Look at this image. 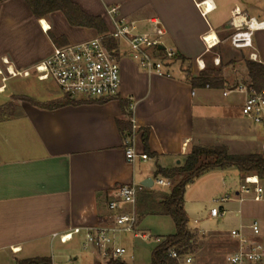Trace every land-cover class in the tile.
<instances>
[{
    "label": "crops",
    "instance_id": "obj_1",
    "mask_svg": "<svg viewBox=\"0 0 264 264\" xmlns=\"http://www.w3.org/2000/svg\"><path fill=\"white\" fill-rule=\"evenodd\" d=\"M71 1L85 14L99 16L107 33L115 28V17L109 13L113 6H119L120 17L135 20L140 30L148 28V19L159 18L166 29L163 47L184 59L177 60L178 69L173 70L176 63L169 64L166 73L160 74L141 68L124 51L117 97L92 100L71 96L78 102L64 104L58 97L41 101L28 96L34 103L22 99L16 104L17 114L0 118V250H9L15 260L47 256L55 264L54 246L65 243L54 233L81 227L82 232L73 239L84 237L85 228L107 221L108 201L116 186L132 181L149 183L152 175L167 177L158 173L159 168L182 166L194 145H223L229 151L231 134L239 138L244 134L255 151L232 154L264 153V132L245 129L248 120L254 122L241 112L246 94L234 89L242 80L250 83L245 60L250 59L252 49L230 44L235 54L220 51L229 43L232 33H225L234 26L236 9L241 13L237 21L244 17L264 20V11H257L247 0H228L227 5L224 0H211L212 8H205L206 0ZM42 20L49 28L43 27ZM212 31L219 42L207 49L203 37ZM99 34L95 26L71 24L61 10L38 18L26 0H0V69L6 67L4 59L12 68H29L49 56L55 46L81 43ZM252 40L257 62L264 65V28L254 29ZM121 45L126 48L125 42ZM216 56L219 65L213 62ZM201 58L206 67L221 68L222 87L192 86L188 76L199 74L196 60ZM0 86L4 89L0 94L8 91L6 83ZM51 102L61 104L46 106ZM132 122L136 125L132 145L137 152L147 153V160L138 157L129 162L126 158L123 131ZM211 139L218 143L208 144L206 140ZM187 174L169 177L174 185L168 192L154 189V184L144 188L137 205L144 193H169ZM186 188H192L191 183ZM183 209L186 212L184 203ZM226 210L238 218L237 226L248 223L250 217L263 222L257 206ZM221 235L216 234V239ZM227 237L232 250L234 241L229 234ZM26 249L30 253H24Z\"/></svg>",
    "mask_w": 264,
    "mask_h": 264
},
{
    "label": "built area",
    "instance_id": "obj_2",
    "mask_svg": "<svg viewBox=\"0 0 264 264\" xmlns=\"http://www.w3.org/2000/svg\"><path fill=\"white\" fill-rule=\"evenodd\" d=\"M236 10L232 21L236 31L230 35L229 42L234 48H251L249 58L257 61L258 55L254 51L252 37L254 29L264 28V20L244 17L243 20L237 21L236 17L239 18L241 13L238 9ZM118 11L119 6L109 9V13L115 17L113 31L81 43L55 46L49 56L29 68H12L8 60L4 59L6 67L0 69V75L3 80H6L35 74L39 80L51 79L55 81L63 94L92 100H107L117 97L120 93L122 82L120 56L124 51L141 68L149 72L166 73L165 68L176 53L166 47H159L166 34V29L159 18L148 19V28L140 30L135 20L120 17ZM253 20L258 22L257 26H252ZM203 39L207 49H211L219 42L218 38L210 39L209 35L204 36ZM110 40L115 42L113 46H110ZM121 42H125V49ZM213 62L219 65L220 57H214ZM196 63L200 70L206 68L203 58L197 59ZM234 89L246 94L241 108L242 114L255 124L264 127V87L257 90L249 83L242 82L237 84ZM132 123L133 131L136 125L134 122ZM132 137L126 139V158L129 162H134L138 157L147 160L149 155L136 151L132 145ZM262 149L264 151V144ZM153 184H157L161 188L174 185L172 178L160 176L153 179ZM144 188L146 186L141 182L135 181L116 186L108 201L110 215L107 221L85 228L82 247L84 249L92 247L98 250L103 259L107 257L119 258L126 250L116 244L117 233L134 232L135 236L149 240L152 235L138 229L140 215L136 209L138 194ZM236 195L240 202L246 200L264 202V181L258 175H248L244 178V183ZM230 199H232L230 195L215 198L216 204L210 208L209 216L213 218L224 216L228 212L224 204ZM240 213L241 210H238L237 214ZM81 232V227H74L66 233H54V236H58L62 243H67L73 239L75 234ZM229 232L234 246L225 264H257L263 260L264 245L260 239L263 234V226L258 218H252L248 223L231 228ZM162 239L159 236L155 238L157 243L162 242ZM12 251L16 252L17 248H12ZM170 255L181 263L183 255H180L175 249L170 250ZM191 261L192 258L186 256L185 262L190 263ZM64 264L75 263L72 259H68Z\"/></svg>",
    "mask_w": 264,
    "mask_h": 264
},
{
    "label": "rangeland",
    "instance_id": "obj_3",
    "mask_svg": "<svg viewBox=\"0 0 264 264\" xmlns=\"http://www.w3.org/2000/svg\"><path fill=\"white\" fill-rule=\"evenodd\" d=\"M247 1L250 4H254L257 7V11H264V0ZM224 2L225 5H227L230 1L224 0ZM235 31L236 28L233 26L230 31L225 33V35L229 36ZM224 45L225 46L221 48L220 51L226 50L227 53L235 54L230 42L225 43ZM174 63L176 64L174 65L175 67L173 70H176L179 67V61H171L172 65ZM242 82L249 83V80H242ZM1 83H6L8 85V91L0 94V118L17 114L19 109L16 104H18L17 102L21 101L24 97L30 96L41 101L51 97H58L59 100L63 101L65 100V97H67L66 94L62 93L55 81L51 79L39 81L35 74H32L29 77L20 76L8 78L6 80H3L2 75H0V85ZM12 91L14 94L9 96ZM8 96L12 98L14 103H10L7 100ZM69 97L72 98L71 96ZM5 100L7 101L3 103ZM10 104H15V106ZM247 122L249 125H247V127L244 126L245 129H254L256 132L261 133L264 132L263 126L254 124L249 120ZM241 133L242 132L239 131V135ZM231 135L232 136L229 137L230 140H233L229 150L231 153L255 151L252 144L246 141L247 137L244 134L240 136L241 138L235 137L234 134ZM206 141L208 144L218 143V140L213 139ZM257 151H261V149L259 148ZM152 176L155 179L157 178V176ZM190 183L192 188H186L183 203L189 218L188 225L198 229H193V246L189 253L182 256L180 264H225L226 254L231 250V244L228 241L227 236L228 234L230 235V229L237 226L239 221L238 218L234 217L233 213L229 211L223 217L213 218L208 216L207 212L216 204L214 199L230 195L232 199L225 203L227 209L235 210L251 207L254 208L257 206L259 214L263 215L264 202L257 203L252 200L240 202L237 199L236 191H238L244 183V178L235 166L227 168L216 167L204 171ZM154 189H163L168 192L170 187L161 188L159 185L155 184ZM252 218L253 217H250L248 222H250ZM195 219L197 221H195ZM261 219L263 220V222L261 221L262 226H264V217ZM138 229L149 233L152 237L149 240H145L140 236H135L134 232L117 233L116 244L124 247L126 250L119 258L107 257L103 259L102 254L98 250H95L92 247L84 249L82 247L84 237L77 236L65 244L57 242L54 246L55 264H64L68 259H72L75 264H115V261H122L127 264H149L151 262L152 250L158 244L155 240L156 236L163 238V241L165 236L175 233L176 230L172 218L164 214H148L143 216L142 219L141 216H139ZM220 233H223V235L219 236V240H217L215 235ZM260 239L264 245V232L260 236ZM219 243H222L223 245L219 246ZM29 251L30 250L26 249L24 253L28 254L30 253ZM187 255L192 258L190 263L185 262ZM207 255L210 257L208 258ZM18 256H20V254ZM0 264H16V260L13 258L9 250H0ZM258 264H264V258L263 261Z\"/></svg>",
    "mask_w": 264,
    "mask_h": 264
},
{
    "label": "trees",
    "instance_id": "obj_4",
    "mask_svg": "<svg viewBox=\"0 0 264 264\" xmlns=\"http://www.w3.org/2000/svg\"><path fill=\"white\" fill-rule=\"evenodd\" d=\"M30 5L33 14L40 18L54 10L64 12L69 22L73 25L95 26L100 30L99 35L107 34L103 20L99 16L85 14L71 0H26ZM110 46L115 44L110 40ZM184 59L177 54L171 61ZM171 64V62H170ZM247 74L250 79V86L260 90L264 87V65L250 59L245 60ZM221 68L207 66L198 75H189L188 79L193 87H222L224 79ZM64 104L77 103L66 95ZM34 103L29 97L22 98ZM61 103L51 102L48 107L58 106ZM11 105V104H10ZM130 113V112H129ZM124 138H131L133 135L132 124L123 131ZM143 141L147 148L148 132L145 131ZM203 158L205 161H202ZM235 166L243 178L248 175H258L264 181V153L232 154L226 146H204L194 145L187 153L185 163L177 168L165 170L159 168L158 173L167 177L175 176L179 172L188 173L183 177L169 193L153 191L144 193L142 200L138 202L137 212L141 215L164 214L172 218L175 224V233L167 235L164 240L158 243L151 253L149 264H180L170 255V250L175 249L180 255L189 253L193 246L194 233L188 227L189 218L183 209L184 194L187 185L204 171L220 167L227 168ZM115 264H127L122 261H115ZM16 264H53L51 257L36 256L17 259Z\"/></svg>",
    "mask_w": 264,
    "mask_h": 264
},
{
    "label": "bare ground",
    "instance_id": "obj_5",
    "mask_svg": "<svg viewBox=\"0 0 264 264\" xmlns=\"http://www.w3.org/2000/svg\"><path fill=\"white\" fill-rule=\"evenodd\" d=\"M203 5L205 6V8H212V1L211 0H206V2ZM41 22H42L44 28H46V29L49 28L48 23L46 22V20H42ZM251 24H252V26H257L258 22L256 20H253ZM209 38L210 39L213 38V39L216 40L217 39L216 33L212 31L209 34ZM2 90H4V89L0 88V91H2Z\"/></svg>",
    "mask_w": 264,
    "mask_h": 264
},
{
    "label": "water",
    "instance_id": "obj_6",
    "mask_svg": "<svg viewBox=\"0 0 264 264\" xmlns=\"http://www.w3.org/2000/svg\"><path fill=\"white\" fill-rule=\"evenodd\" d=\"M159 47L162 48L163 45L161 44ZM142 184L144 186H146V187H152L153 186V179L152 178H149V183H147L146 181H143Z\"/></svg>",
    "mask_w": 264,
    "mask_h": 264
}]
</instances>
